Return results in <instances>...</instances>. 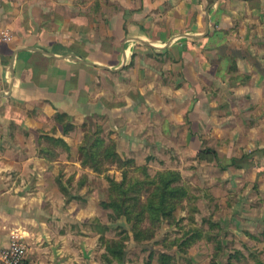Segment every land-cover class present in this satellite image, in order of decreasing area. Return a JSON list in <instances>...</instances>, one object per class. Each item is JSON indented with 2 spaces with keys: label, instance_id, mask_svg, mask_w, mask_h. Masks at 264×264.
<instances>
[{
  "label": "crops",
  "instance_id": "crops-1",
  "mask_svg": "<svg viewBox=\"0 0 264 264\" xmlns=\"http://www.w3.org/2000/svg\"><path fill=\"white\" fill-rule=\"evenodd\" d=\"M97 127L264 250V0H0V250L18 233L28 264H158L106 247L78 152Z\"/></svg>",
  "mask_w": 264,
  "mask_h": 264
},
{
  "label": "rangeland",
  "instance_id": "rangeland-1",
  "mask_svg": "<svg viewBox=\"0 0 264 264\" xmlns=\"http://www.w3.org/2000/svg\"><path fill=\"white\" fill-rule=\"evenodd\" d=\"M131 158L120 156V160L117 162L120 165L127 164L130 162L128 159L131 160ZM108 162L107 160L104 161L103 165H108ZM108 167L107 171L101 173L102 176H100L97 183L102 200L109 199L110 178L121 179L120 170L117 169L115 163ZM147 167L148 169L143 171L147 181L156 180L158 170H155L153 166ZM141 172L132 173L131 175L136 174L141 179L143 175ZM182 181H184L183 177ZM148 185L145 189H133V194H141V200L143 201L146 196L158 193L152 184ZM183 185H185L183 201L180 204L178 203L173 210L163 211L161 220L151 222L144 219L142 225L146 229L141 235H133L130 224L125 217L115 218L112 209L104 208L101 205L104 210L105 225L110 223L108 226L109 237L106 238L108 244L118 249L121 248V244L130 245L135 242L139 245L164 248L163 251H157L155 248H151V251H149L150 255L153 254L157 258L158 264H213V262L217 264H258L257 262L264 264V250L258 251V248L252 247L255 242H261L262 238L260 236L255 237L256 235L251 234V238L246 241L249 245H242L240 238L228 233V228L224 224L222 225L219 221H213L209 218L200 219L197 215L199 209L195 204V199H193L197 195L196 191L187 187L185 183ZM196 216L198 220H196ZM197 221L200 224H197ZM261 233H264V231ZM195 245H198L201 251H197V248L189 250ZM152 250L154 251L152 252Z\"/></svg>",
  "mask_w": 264,
  "mask_h": 264
},
{
  "label": "trees",
  "instance_id": "trees-1",
  "mask_svg": "<svg viewBox=\"0 0 264 264\" xmlns=\"http://www.w3.org/2000/svg\"><path fill=\"white\" fill-rule=\"evenodd\" d=\"M100 131V127H97L94 134L85 132L83 140L78 145L81 165L88 166L97 173H103L109 169L108 166L116 164L117 169L120 170L121 179L110 178L109 199L101 200L100 203L104 208L112 209L115 218L125 217L130 224L133 235H141L146 229L142 225L144 219H148L151 222L158 219L161 220L163 211L173 210L178 203L180 204L183 201L185 185H183L181 174L172 169L158 170L156 172L158 178L147 181L143 171L148 169V165H137L132 158L131 160L128 159L130 162L127 164H118L117 161L120 160V155L115 151V142L113 140H104L100 135ZM55 140L56 142H61L59 139ZM62 144L67 147L63 141ZM106 160L109 162L105 166L103 164ZM140 172L143 173L141 179L136 174L131 175L132 173ZM148 184H152L158 193L146 196L142 201L141 194L134 195L136 193L133 194V189H145L149 186ZM151 222L150 224L152 225ZM103 240L113 256L119 260L123 258L124 244H121V248L118 249L109 245L106 239L103 238ZM257 263L260 264V262Z\"/></svg>",
  "mask_w": 264,
  "mask_h": 264
},
{
  "label": "built area",
  "instance_id": "built-area-1",
  "mask_svg": "<svg viewBox=\"0 0 264 264\" xmlns=\"http://www.w3.org/2000/svg\"><path fill=\"white\" fill-rule=\"evenodd\" d=\"M2 37H9L2 31ZM0 264H28L26 261V245L18 233H12L9 244L0 250Z\"/></svg>",
  "mask_w": 264,
  "mask_h": 264
}]
</instances>
